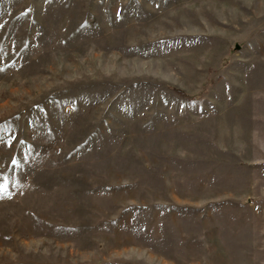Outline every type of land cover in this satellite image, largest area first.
Returning <instances> with one entry per match:
<instances>
[{"label": "rangeland", "instance_id": "rangeland-1", "mask_svg": "<svg viewBox=\"0 0 264 264\" xmlns=\"http://www.w3.org/2000/svg\"><path fill=\"white\" fill-rule=\"evenodd\" d=\"M0 264H264V0H0Z\"/></svg>", "mask_w": 264, "mask_h": 264}, {"label": "water", "instance_id": "water-1", "mask_svg": "<svg viewBox=\"0 0 264 264\" xmlns=\"http://www.w3.org/2000/svg\"><path fill=\"white\" fill-rule=\"evenodd\" d=\"M237 48H239V46H237Z\"/></svg>", "mask_w": 264, "mask_h": 264}, {"label": "trees", "instance_id": "trees-1", "mask_svg": "<svg viewBox=\"0 0 264 264\" xmlns=\"http://www.w3.org/2000/svg\"><path fill=\"white\" fill-rule=\"evenodd\" d=\"M182 94V93H181Z\"/></svg>", "mask_w": 264, "mask_h": 264}]
</instances>
